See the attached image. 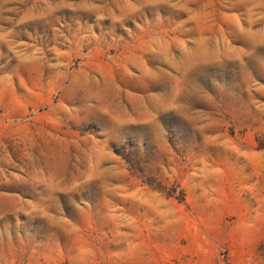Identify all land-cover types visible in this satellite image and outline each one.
Returning a JSON list of instances; mask_svg holds the SVG:
<instances>
[{
	"label": "rangeland",
	"instance_id": "rangeland-1",
	"mask_svg": "<svg viewBox=\"0 0 264 264\" xmlns=\"http://www.w3.org/2000/svg\"><path fill=\"white\" fill-rule=\"evenodd\" d=\"M0 264H264V0H0Z\"/></svg>",
	"mask_w": 264,
	"mask_h": 264
}]
</instances>
